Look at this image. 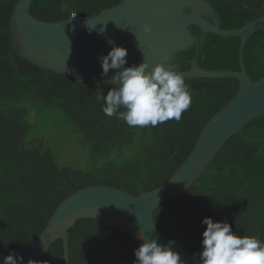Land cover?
Returning a JSON list of instances; mask_svg holds the SVG:
<instances>
[{
  "label": "trees",
  "instance_id": "1",
  "mask_svg": "<svg viewBox=\"0 0 264 264\" xmlns=\"http://www.w3.org/2000/svg\"><path fill=\"white\" fill-rule=\"evenodd\" d=\"M122 1L33 0L29 13L44 22L74 14L91 19ZM205 1L227 30L264 15V0ZM18 2L0 0V245L9 249L36 240L57 208L80 190L104 186L138 197L163 186L238 89L234 79L185 80L192 103L179 121L130 127L102 112L104 103L97 97L111 87L78 83L19 55L10 31ZM191 30L196 43L173 62L179 72L194 60L210 71H240L239 39ZM243 60L253 82L264 77V28L248 40ZM58 123L70 130L83 158L61 159L41 134ZM263 138L264 113L244 127V136L228 140L191 188L154 211L161 234L198 259L205 217L227 222L240 237L264 242V142L254 141ZM68 239L69 264H133L139 247L128 234L90 219L77 221ZM37 264H64L63 243L55 241Z\"/></svg>",
  "mask_w": 264,
  "mask_h": 264
},
{
  "label": "water",
  "instance_id": "2",
  "mask_svg": "<svg viewBox=\"0 0 264 264\" xmlns=\"http://www.w3.org/2000/svg\"><path fill=\"white\" fill-rule=\"evenodd\" d=\"M32 1L19 0L14 9L10 22L13 48L39 68L78 83L118 87L112 83L117 70L102 77L97 59L106 56L113 46L127 49L125 67L146 62L149 65L146 71L150 72L155 65L175 61L180 52L196 43L192 27L221 39H239L240 71H210L194 60L188 70L179 72L184 80L234 79L238 89L202 131L187 160L163 186L138 197L104 186L80 190L57 208L36 240L17 249L0 245V264L13 252L23 257L24 264L29 260L37 264L59 240L63 243L64 264H69L68 232L83 219L124 232L139 247L143 243L139 236L167 245L169 240L154 222V211L191 188L228 140L237 134L244 136V127L264 113V77L253 82L243 60L248 40L264 28V15L240 29L227 30L220 27L219 16L205 0H124L91 19L44 22L30 15ZM88 20L96 26L91 32L85 24ZM145 25L151 28V33H145ZM254 141L264 142V138ZM172 250L180 254L183 264H199V259L188 250L176 244Z\"/></svg>",
  "mask_w": 264,
  "mask_h": 264
},
{
  "label": "clouds",
  "instance_id": "3",
  "mask_svg": "<svg viewBox=\"0 0 264 264\" xmlns=\"http://www.w3.org/2000/svg\"><path fill=\"white\" fill-rule=\"evenodd\" d=\"M90 21H85L89 32L96 28ZM144 31L151 33V28L145 25ZM127 54V49L113 46L106 56L97 58L102 77L117 70L112 83L118 87L97 97L104 103L102 112L107 117L116 115L130 127H155L170 120L179 121L192 103L191 91L178 71L179 66L167 62L153 66L150 72L146 71L149 67L146 62L125 67ZM202 225L206 229L202 233L199 264H264V242L257 237H240L227 222H214L210 217H205ZM139 238L143 243L134 249L133 264H183L180 254L172 250L176 241L161 245L156 240ZM3 264H24V261L13 252L3 258ZM28 264L35 262L29 260Z\"/></svg>",
  "mask_w": 264,
  "mask_h": 264
},
{
  "label": "rangeland",
  "instance_id": "4",
  "mask_svg": "<svg viewBox=\"0 0 264 264\" xmlns=\"http://www.w3.org/2000/svg\"><path fill=\"white\" fill-rule=\"evenodd\" d=\"M69 131L70 130L67 129L63 123H58L56 127L49 125L41 132V134L45 135L50 144L54 146L58 156L61 157V159H77L76 155L83 158V153H81L78 147L72 142ZM63 133H65L67 136H64ZM85 160L86 155L84 156V161Z\"/></svg>",
  "mask_w": 264,
  "mask_h": 264
},
{
  "label": "built area",
  "instance_id": "5",
  "mask_svg": "<svg viewBox=\"0 0 264 264\" xmlns=\"http://www.w3.org/2000/svg\"><path fill=\"white\" fill-rule=\"evenodd\" d=\"M71 19L74 20V21H77V22L83 20V18H81L80 16H78V15H76V14L72 15Z\"/></svg>",
  "mask_w": 264,
  "mask_h": 264
},
{
  "label": "flooded vegetation",
  "instance_id": "6",
  "mask_svg": "<svg viewBox=\"0 0 264 264\" xmlns=\"http://www.w3.org/2000/svg\"><path fill=\"white\" fill-rule=\"evenodd\" d=\"M190 30H191V28H190ZM191 32H192V30H191ZM173 62H174V61H173ZM173 62H172V63H173Z\"/></svg>",
  "mask_w": 264,
  "mask_h": 264
}]
</instances>
